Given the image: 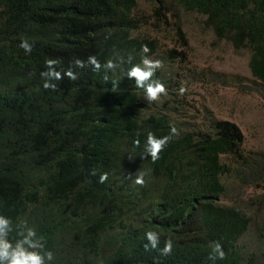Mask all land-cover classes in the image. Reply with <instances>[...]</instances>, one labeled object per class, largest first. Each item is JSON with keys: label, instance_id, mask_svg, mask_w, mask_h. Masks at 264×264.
Here are the masks:
<instances>
[{"label": "trees", "instance_id": "obj_1", "mask_svg": "<svg viewBox=\"0 0 264 264\" xmlns=\"http://www.w3.org/2000/svg\"><path fill=\"white\" fill-rule=\"evenodd\" d=\"M139 4L159 21L152 32L169 24L175 6L201 16L217 40L249 51L251 81L264 91V0H0V215L12 221L9 240L20 239V226L34 229L53 253L49 264H264V220L248 250L251 218L225 203L223 181L235 173L264 189V157L245 153L231 121L186 128L146 111L144 89L127 76L144 56L162 62L152 80L165 96L185 94L164 66L177 53L159 54L141 33L149 22L136 17ZM52 71L60 78L43 75ZM171 127L177 134L153 162L148 134L166 137ZM148 232L158 234L156 248ZM216 242L226 255L213 262Z\"/></svg>", "mask_w": 264, "mask_h": 264}, {"label": "rangeland", "instance_id": "obj_2", "mask_svg": "<svg viewBox=\"0 0 264 264\" xmlns=\"http://www.w3.org/2000/svg\"><path fill=\"white\" fill-rule=\"evenodd\" d=\"M151 13L152 8L147 4H139L135 9L139 20L149 22L140 31L156 40L159 54L175 50L174 62H166L164 66L168 75L175 76L174 84L185 89V96L179 95L181 103L165 95L148 103L144 96L141 100L146 111L168 114L172 121L183 126L186 124V128L189 125L205 128L210 120L215 119L231 121L242 131L245 153H259L264 157V91L251 81L249 51H236L229 42L217 40L212 31L204 27L201 16L186 13L176 6L168 15L169 24L152 32V24L159 21H155ZM207 73L210 81L205 79ZM217 75L221 76V81L214 83ZM224 77L232 81L226 83ZM223 181L226 186L225 203L241 207L251 218L243 244L252 250L257 240L254 227L257 229L258 223L264 220V210L258 211L255 207L257 201L263 200L264 189L256 187L251 182L253 179L242 183L241 176L235 173L230 181L225 178Z\"/></svg>", "mask_w": 264, "mask_h": 264}, {"label": "clouds", "instance_id": "obj_3", "mask_svg": "<svg viewBox=\"0 0 264 264\" xmlns=\"http://www.w3.org/2000/svg\"><path fill=\"white\" fill-rule=\"evenodd\" d=\"M20 46L23 47L26 52L31 51V46L26 41L22 42ZM149 51L150 49L147 45L142 46V52L148 53ZM53 63L52 61L48 62L49 66ZM75 63L80 67L84 66L83 62L80 60H76ZM88 63L93 66L94 70L98 71L101 68L100 63L95 57H89ZM142 65L143 67L139 65L133 66L128 71L127 76L135 80L136 87L144 89L145 99L148 103H152L157 101L161 95L167 94V90L163 84L159 81L152 80L156 70L162 67V62L144 56L142 57ZM104 67L106 70L113 69L115 65L111 61H108ZM43 75L60 78L59 73L54 71L44 73ZM67 75L71 79L76 78L71 72H68ZM105 79H107V77H105ZM50 86L53 88L55 87V85L45 84L46 88ZM179 92L183 95L185 89L181 87ZM170 132L171 135L162 138H156L152 133L148 134L145 153L151 157L153 162L160 158L159 154L169 142L171 136L177 134L175 127H171ZM136 143L138 144L139 141ZM106 179L107 174H104L100 177V182H104ZM135 182L141 185L144 183L142 177H138ZM20 227L22 229L18 232L20 239L16 240L15 244H13L9 240V234L13 231L12 221L0 215V264H49V262L53 261V253L51 251H45V244L37 238L35 230L32 228H24L23 226ZM146 236L152 248H156L159 241L158 234L155 232H148ZM145 247L147 248L148 246L145 245ZM171 247L172 242L170 240L166 241L162 254H168L171 251ZM225 255L222 245L216 242L209 258L214 262L216 259L223 260Z\"/></svg>", "mask_w": 264, "mask_h": 264}]
</instances>
